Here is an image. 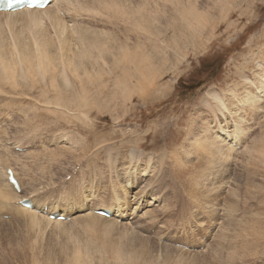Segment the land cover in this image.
<instances>
[{
	"label": "rangeland",
	"instance_id": "374dc122",
	"mask_svg": "<svg viewBox=\"0 0 264 264\" xmlns=\"http://www.w3.org/2000/svg\"><path fill=\"white\" fill-rule=\"evenodd\" d=\"M59 1L41 12L56 27L0 22V51L23 46L0 83V154L20 198L70 220L20 212L1 174L0 264H264V0ZM32 36L49 65L26 80ZM100 207L117 215L87 216Z\"/></svg>",
	"mask_w": 264,
	"mask_h": 264
},
{
	"label": "bare ground",
	"instance_id": "6f19581e",
	"mask_svg": "<svg viewBox=\"0 0 264 264\" xmlns=\"http://www.w3.org/2000/svg\"><path fill=\"white\" fill-rule=\"evenodd\" d=\"M169 1V0H168ZM59 2H63L65 5H64V9H65V11L69 14V13H74V10H76V9H78V10H80V8H81V6H80V4H78V3H76V2H73V1H71V0H60ZM168 3V2H167ZM50 5V4H49ZM48 5V6H49ZM47 6V7H48ZM58 6H59V4L56 6V8H58ZM46 7V8H47ZM83 7V6H82ZM134 7V6H133ZM45 8V9H46ZM55 8V9H56ZM44 9V10H45ZM71 9V10H70ZM131 9V8H130ZM130 9H129V11H130ZM50 10L51 9H48V10H46V11H44L43 13H41L42 12V10H22V11H18V12H15L16 14H14V13H4L5 15L3 16V18L5 19H1L0 20V22L1 21H5L4 23H5V27L6 28H11V29H13V27L15 26L16 27V23H17V21L15 20V18H17V17H15V16H21L23 13H26V14H23L22 16H24V15H27V16H29V17H32L31 18V21H29V25H33V26H40V25H38V18H37V16H40L41 14H43V15H48V17H49V20H50V22H53L54 23V26L57 24V19H55V18H53V17H51L50 15L52 14L51 12H50ZM59 10V9H58ZM55 11V10H54ZM57 14V13H56ZM132 15V14H131ZM57 16L59 17V14H57ZM68 16V15H67ZM62 18V17H61ZM134 20H135V22H139L140 20H138V19H136L135 17H132ZM47 19V18H46ZM194 19V21H196L197 22V20H198V18L197 17H194L193 18ZM33 20V21H32ZM124 20V19H123ZM130 21V20H129ZM99 23L100 22H96V23H93V24H95V25H99ZM70 24V23H69ZM140 24V23H139ZM0 25H1V23H0ZM148 25H150V24H148ZM191 26H189V28L191 29V32L193 31L194 32V30H195V28L193 27V25L192 24H190ZM58 26V25H57ZM60 27H61V25H59ZM136 26V25H135ZM56 27V26H55ZM102 27V26H101ZM44 28V27H43ZM50 28H51V26H50ZM41 29H42V26H41ZM69 29V28H68ZM71 29H72V27H71ZM94 29V28H93ZM52 30H53V28H52ZM57 30H58V28H57ZM57 30H55V31H57ZM73 30V29H72ZM75 30V29H74ZM91 32H92V30H90ZM94 32V31H93ZM97 31L95 30V32L94 33H96ZM47 33V32H46ZM53 33V32H52ZM58 33V32H57ZM90 33V32H89ZM30 34H32V33H30ZM74 34H75V32H74ZM87 33H85V35H86ZM91 34V33H90ZM89 34V35H90ZM264 34V33H263ZM262 34V35H263ZM37 36H38V34H36ZM41 35V34H40ZM46 35V34H45ZM47 35H48V33H47ZM46 35V36H47ZM88 35V34H87ZM86 35V36H87ZM97 35H98V33H97ZM96 35V36H97ZM35 36V35H34ZM42 37L44 36V35H41ZM41 36H39L40 38H41ZM46 36H44L45 38H46ZM91 36V35H90ZM89 36V37H90ZM95 36V37H96ZM74 37V36H73ZM83 37H84V35H83ZM25 38V37H24ZM32 38H33V41H32V44L30 45L29 44V42H28V44H24V48L25 47H32L33 48V43H34V41H35V37H33L32 36ZM45 38H43L41 41H43ZM260 38V37H259ZM18 39V38H17ZM29 39V38H28ZM36 39H38V37H36ZM90 39V38H89ZM103 39V38H102ZM22 40V38L18 41L19 43H24L25 42V40L24 41H21ZM31 40V39H30ZM29 40V41H30ZM39 40V41H40ZM28 41V40H27ZM26 41V42H27ZM46 41H47V39H46ZM45 41V42H46ZM97 41V40H96ZM256 41V40H255ZM36 42V41H35ZM48 42V41H47ZM89 42V41H88ZM18 45V43H14V45H13V49H12V51L9 53V54H6L5 52H2V51H0V83H2L4 80H8V79H14V73H15V63H16V58H17V54L16 53H18V51L20 50L19 49V47L20 48H22L23 46H21V45H19V46H17ZM103 44V43H102ZM256 44V43H255ZM26 45V46H25ZM261 45V44H260ZM89 46V45H88ZM105 46V45H104ZM103 46V47H104ZM249 47V46H248ZM9 49V48H8ZM29 49V48H28ZM28 49H24V51H23V53H22V51H21V54H22V56L21 55H19L18 57V59H19V62H20V65L22 66L23 65V68L25 69V65L28 67L27 69V71H25L24 73H23V75L21 76L22 78H24V79H30V76H32L33 74H32V71H30L29 69L31 68V67H35V68H40L44 73H45V71L44 70H46V66H48L49 65V63H48V61H49V59L44 55V54H42L41 53V55H40V57L38 58V61L36 62V64L34 63V62H31V58L29 57V55H30V53H29V50ZM36 51V50H35ZM104 51V50H103ZM261 51V50H260ZM264 51V50H263ZM7 52V51H6ZM101 52V51H100ZM36 52H34V54H35ZM263 53V52H262ZM84 55V54H83ZM97 55V54H96ZM262 55H264V54H262ZM87 56V55H86ZM90 56V55H89ZM98 56V55H97ZM261 56V55H260ZM259 56V57H260ZM255 59H253V61H254ZM36 61V60H35ZM25 62L27 63V64H25ZM18 63V62H17ZM62 63V62H61ZM69 66V65H68ZM19 67V66H18ZM18 67H16L17 68V70H20V69H18ZM78 68H75L74 70H77ZM85 72V71H84ZM244 72V71H243ZM44 73H43V75H44ZM247 73V72H246ZM19 74V73H18ZM17 74V75H18ZM83 74V73H82ZM27 75L29 76V77H27ZM20 77V78H21ZM33 78V77H32ZM32 80V79H31ZM33 81V80H32ZM98 81V80H97ZM24 82H26V81H24ZM29 82V81H28ZM27 82V83H28ZM98 83H99V81H98ZM11 84V83H10ZM33 84V83H32ZM262 85H264V83H262ZM145 87V86H144ZM263 90H264V87H263ZM136 91V90H135ZM257 93L256 94H259L260 93V91L257 89V90H255ZM132 93V92H131ZM255 93V92H254ZM130 94V93H129ZM137 94V93H136ZM246 94V93H245ZM255 94V95H256ZM254 94H253V92H252V94H247V96L245 97V103L246 104H248L249 106L251 105V106H253V107H255V105H256V101L254 100L256 97H254L253 96ZM218 97V96H217ZM219 98V97H218ZM70 100V99H69ZM217 100V99H216ZM221 100H222V98H221ZM77 102L79 103L80 102V100L78 101L77 100ZM222 102V101H221ZM76 102L74 101V104H75ZM215 103H217V102H215ZM219 103V102H218ZM78 105V104H77ZM80 106H81V104H79ZM87 105V104H86ZM94 106V105H93ZM221 106H224L225 107V105H223V102H222V104H221ZM247 107V106H246ZM74 108V107H73ZM85 108V107H84ZM248 109V108H247ZM253 109V108H252ZM79 110V109H78ZM226 110V109H225ZM79 112V111H78ZM58 117V116H57ZM239 119V118H238ZM234 123V122H233ZM238 124H239V122H238ZM235 126V125H234ZM240 126V125H239ZM238 126V127H239ZM239 128H241V127H239ZM235 130H237V129H235ZM241 130H242V128H241ZM240 130V132L242 133V131ZM222 131V130H221ZM223 132V131H222ZM221 132V134H222V138L221 137H219L221 140L220 141H223V142H226V141H228V143H229V145H230V147L228 146L227 148L231 151V150H233L232 148H231V145H234L235 146V144L237 143V141L239 140V137H238V135H236V134H238L237 133V131H232V132H234L233 133V135H230L228 132H225V130H224V132L222 133ZM231 132V133H232ZM245 132V131H244ZM245 134V133H244ZM242 135V134H241ZM216 137L217 136H215L214 138H215V140L217 141H219V139H218V137H217V139H216ZM203 138V137H202ZM204 139V138H203ZM217 141V142H218ZM3 142V141H2ZM192 142V141H191ZM206 142H209L210 143V141H206ZM231 142H232V144H231ZM219 143V142H218ZM201 144H202V142H201ZM214 144H215V142H214ZM214 144H212V147H213V145ZM222 144H224V143H222ZM195 145V144H194ZM208 146V145H207ZM23 147V146H22ZM218 147V146H217ZM215 148L216 150H218V148ZM225 147V146H224ZM238 147V146H237ZM209 148H210V144H209ZM240 148H242V147H240ZM197 149V148H196ZM211 149V148H210ZM221 149V148H220ZM1 150V149H0ZM216 150H215V152H216ZM227 150V149H226ZM207 151V150H206ZM209 151V150H208ZM234 151V150H233ZM213 152V151H212ZM220 152V154H221V151H219ZM235 152V151H234ZM208 153H210V152H208ZM214 153V152H213ZM217 153V152H216ZM29 154H31V153H29ZM34 154V153H33ZM198 154V153H197ZM12 156V155H11ZM194 156V155H193ZM195 156H197V155H195ZM210 156V155H209ZM213 156H214V154H213ZM222 156H223V154H222ZM13 157V156H12ZM186 157H187V154H186ZM212 158V157H211ZM218 158H219V156H218ZM221 158V157H220ZM203 159V158H202ZM215 159V158H214ZM213 159V160H214ZM176 160V159H175ZM226 160V159H225ZM179 160H177V162H178ZM180 163V162H179ZM203 163V162H202ZM178 164V163H177ZM185 164V163H184ZM183 164V165H184ZM179 165V164H178ZM181 165V164H180ZM182 165V166H183ZM181 168V167H180ZM183 169V168H182ZM14 174V173H13ZM200 174V173H199ZM15 176V175H14ZM21 176V175H20ZM203 177V176H202ZM201 177V178H202ZM4 179V181H3V183H5L4 185H6L7 187H8V189H10V185L8 186L7 184H6V182H5V177L3 178ZM58 179V178H57ZM18 180V179H17ZM0 181H1V178H0ZM2 182V181H1ZM0 182V183H1ZM19 182V181H18ZM199 182V181H198ZM23 183V182H22ZM2 184V183H1ZM3 185V186H4ZM5 187V186H4ZM23 187H24V185H23ZM21 186H20V183H19V190H20V192H19V194L22 192L21 191ZM142 188H144V187H142ZM141 188V189H142ZM5 189H7V188H5ZM0 190H1V188H0ZM11 190V189H10ZM4 191V190H3ZM12 191V190H11ZM43 191V190H42ZM1 192H2V190H1ZM0 192V194H2ZM5 192V191H4ZM8 192V191H7ZM13 192V191H12ZM15 192L17 193V191H14L13 192V194H14V196H15V198H17V196H16V194H15ZM11 193V192H10ZM92 193V192H91ZM26 194H28V193H26ZM72 194H74V193H72ZM80 194V193H79ZM5 195V194H4ZM4 195H2V199H4L3 198V196ZM10 195V194H9ZM11 195H12V193H11ZM11 195H10V197L9 198H14V196H12L11 197ZM22 196V195H21ZM66 196V195H65ZM74 196V195H73ZM126 196V195H125ZM210 196V195H209ZM30 197V196H29ZM34 197V196H33ZM67 197V196H66ZM72 197V196H71ZM121 197V196H120ZM14 198V199H15ZM22 199V198H21ZM123 200V199H122ZM15 201V200H14ZM17 201V200H16ZM31 201V200H30ZM60 201V200H59ZM120 201V200H119ZM32 202V209H26V208H23V207H21L20 206V208H18V210L20 211V212H22V213H26V214H29V216L31 215V218H32V216L35 218V217H38L36 214H39V210H41V214L43 215L44 213V208H46V213L44 214V215H46V217H47V219H48V216L49 215H52V214H55V213H58V211L56 210V209H51L50 207H47V206H44V205H41L40 206V204L39 203H35V201H31ZM44 203V202H43ZM73 206V205H72ZM77 206V205H76ZM10 207H11V203H10ZM78 207V206H77ZM103 207V206H102ZM17 207H15V209H16ZM118 208V207H117ZM105 209H107L108 211H109V213L111 214V216H116V215H114L115 213L110 209V208H93V209H87V210H89L91 213L89 214V212H88V214L87 213H85V214H87V216H90V217H92V219L95 221L96 220V222H98V221H102L101 223H105V224H107L106 223V220L104 221L103 219H102V217H100V216H98V215H96V214H94V213H92V212H99V211H103V210H105ZM85 210V208L84 207H80V208H78V209H75L74 210V212H77V213H82L83 211ZM86 210V211H87ZM226 211V210H225ZM66 213V212H65ZM65 213H63V216H66L65 215ZM226 213H227V211H226ZM5 214V213H4ZM25 214V215H26ZM147 215V214H146ZM60 215H58V217H59ZM27 217H28V215H27ZM42 217V216H41ZM34 218H32V219H34ZM36 220H41L40 218H35ZM34 219V220H35ZM28 220H30V219H28ZM46 218L45 219H43L41 222L42 223H39V224H45V222H47L48 220H46ZM33 221V220H32ZM104 221V222H103ZM35 222V221H34ZM37 223H38V221H36ZM36 222H35V224H36ZM40 222V221H39ZM53 223H55L56 224V226H61V225H63L61 222H59V221H57V220H54V221H52ZM109 222H111V221H109ZM255 222V221H254ZM48 223V222H47ZM49 223H50V221H49ZM49 223L48 224H46V226L45 227H47V225L48 226H50L51 225V223H50V225H49ZM114 223V222H113ZM3 224V223H2ZM66 224V223H65ZM62 227V226H61ZM58 228V227H57ZM107 228V227H106ZM111 228V227H110ZM61 229V228H60Z\"/></svg>",
	"mask_w": 264,
	"mask_h": 264
}]
</instances>
